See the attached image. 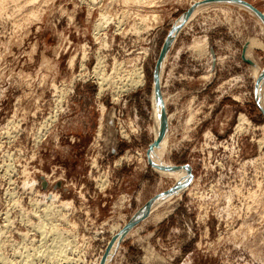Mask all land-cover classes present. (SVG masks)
<instances>
[{"label":"rangeland","instance_id":"374dc122","mask_svg":"<svg viewBox=\"0 0 264 264\" xmlns=\"http://www.w3.org/2000/svg\"><path fill=\"white\" fill-rule=\"evenodd\" d=\"M1 1L0 264H100L111 248L105 264H264V117L242 58L247 41L264 43L257 19L221 1L179 24L208 0ZM241 1L264 14V0ZM171 33L158 85L164 157L189 168L173 191L146 158L152 72ZM249 51L263 67L264 47ZM131 62L144 85L119 91ZM99 73L111 88L99 92ZM239 116L248 121L240 132ZM168 192L170 205L119 239L143 204ZM53 241L65 263L46 254Z\"/></svg>","mask_w":264,"mask_h":264},{"label":"bare ground","instance_id":"6f19581e","mask_svg":"<svg viewBox=\"0 0 264 264\" xmlns=\"http://www.w3.org/2000/svg\"><path fill=\"white\" fill-rule=\"evenodd\" d=\"M1 1V0H0ZM135 1H137V0H135ZM134 0H133V2H135ZM145 1V0H144ZM197 1H200V0H196V1H194L193 3H195V2H197ZM202 1V0H201ZM128 2V1H127ZM138 2H139V0H138ZM146 2H147V0H146ZM145 2V3H146ZM152 2V1H151ZM222 2H225V3H227V4H230V5H233V6H235V7H237V8H239V9H241V10H244V11H246V12H248L249 14H251L255 19H257V21L259 22V24H260V26L262 27V28H264L263 26H264V23H262L255 15H254V13L252 12V11H250V10H248L246 7H244L242 4H238V3H236V2H233V1H230V0H226V1H222ZM0 3H2V1L0 2ZM143 4H144V2H143ZM147 4H150V2L148 3L147 2ZM206 4L207 3H205V4H202L201 6H199L198 8H196V9H194L193 11H192V13L190 14V16L189 17H192L197 11H199V10H201L203 7H205L206 6ZM1 6H2V4H1ZM192 7V6H191ZM191 9V8H190ZM263 14V13H262ZM138 15V14H137ZM264 15V14H263ZM103 16V15H102ZM140 16V15H139ZM147 15H145V17H146ZM151 16H154V15H151ZM148 17H150V16H148ZM184 17H185V15H182V22H180V20H179V24L180 23H183V22H185L186 20H184ZM101 18H104V20H102ZM100 18V21H101V24H96L95 25V30H97V31H99L100 29H101V27H102V25H104V24H106V20H107V17H105V16H103V17H101ZM146 18H144V20H145ZM152 19V18H151ZM188 19V18H187ZM190 19V18H189ZM154 20V19H153ZM150 21V20H149ZM157 22V21H156ZM155 23V22H154ZM178 23V22H177ZM119 24V23H118ZM178 24V25H179ZM151 25V24H150ZM177 25V26H178ZM181 25V24H180ZM152 27V26H151ZM150 28V27H149ZM179 31V30H178ZM173 38V37H172ZM174 41V40H173ZM15 42V41H14ZM13 42V43H14ZM248 43L246 44V46H245V48H244V51H243V56H244V58L245 59H247V60H249L250 61V63H251V66L249 67L250 68V71H251V74H252V76H253V80H255V83H254V92H255V95H256V97H257V103H258V106L263 110V112H264V78H263V76H264V66L263 67H260V65L255 61V60H253V59H251L250 58V51H249V48L251 47V46H263L264 47V43H260V42H258V41H256L255 39H250L249 41H247ZM11 44V43H10ZM13 46V45H12ZM170 46V45H169ZM206 46V43L204 42V41H195L194 43H193V49H194V51L195 52H198L199 54H204L205 52H206V49H204V47ZM206 48V47H205ZM10 49V48H9ZM32 49H33V47H32ZM32 52H33V50H32ZM7 53V52H6ZM7 56V55H6ZM9 56V55H8ZM166 56H167V54L164 56V58H163V61L161 62V64H160V67H159V70H158V74H157V81H158V85H159V81H160V77H161V73H162V70H163V66H164V61H165V59H166ZM249 57V58H248ZM43 60V59H42ZM46 63H47V61H46ZM49 63V62H48ZM130 63V62H129ZM133 63V64H132ZM47 65V64H46ZM42 66H43V64H42ZM49 67V66H48ZM96 67H99V63H97V65H96ZM95 67V68H96ZM119 70V69H118ZM123 72H125L126 74H128V78H126L125 80H123L124 82L123 83H120V87H119V91H123V90H125L126 91V89L128 90V89H132V88H135V87H141V86H143L144 85V75H143V71H142V69L140 68V67H138L136 64H135V62H131V68L130 69H128V73H127V71H123ZM114 75V74H113ZM112 76V75H111ZM115 77H112V79H114ZM110 79V75H108V77L106 76V75H102L101 76V74L99 73L98 74V78H96V80L98 81V85H99V89H100V91L99 92H101V87H105V88H111L110 86H111V81L109 80ZM118 79L120 80V78L118 77ZM124 79V78H123ZM115 80H113L112 81V84H113V88L114 89H118V87H114V84H115V82H114ZM108 83H110V86H109V84ZM107 86H109V87H107ZM115 92H117L118 93V90L117 91H115ZM160 92V91H159ZM151 98H152V115H151V117H152V119H153V124H152V128H151V131H152V134H153V141L156 139V137L160 134V132L162 131V129H163V133H162V136H161V139H160V141H159V143L156 145V146H154V147H152V149L149 151V153H148V155H149V157L154 161V163L153 164H151L152 165V167L153 168H156L160 173H162V174H164V175H166V176H168L171 180H172V183H173V188L175 189V190H178V189H180V188H182L183 186H184V184L186 183V180H187V178H186V174H184V171H182V170H184V169H168V168H164L163 166H170V167H172L168 162H166V160H165V157H164V149L166 148V146H167V136H166V130H165V127H163L162 125L164 124V120H163V118H162V113H161V106L162 105H160L159 104V102H158V100H157V98H156V96L154 95V93L152 92V89H151V96H150ZM165 119H166V117H165ZM248 121L243 117V116H239L238 117V123L236 124V129L240 132L242 129L244 130V125L245 124H248L247 123ZM166 123H167V119H166ZM246 126V125H245ZM247 127H248V125H247ZM8 129H10V128H8ZM235 129V128H234ZM263 129V128H262ZM261 129V130H262ZM264 130V129H263ZM11 132V131H10ZM10 132L8 131V134H9V137H10V135H13V134H10ZM236 132V131H235ZM5 134V133H4ZM12 137V136H11ZM5 153V152H4ZM11 153V152H10ZM5 155H6V153H5ZM12 155V154H11ZM2 156H3V154H2ZM1 156V157H2ZM8 156H10V155H8ZM11 157V156H10ZM3 158H5V157H3ZM2 159V158H1ZM10 159V158H9ZM16 159V158H15ZM14 159V160H15ZM4 159H2V161H3ZM6 160V159H5ZM9 161V160H8ZM11 161H12V159H11ZM5 162V161H4ZM4 162H2V163H4ZM11 164V163H10ZM3 165V164H2ZM6 165V164H5ZM1 166V165H0ZM4 166V165H3ZM6 167V166H5ZM13 169V168H12ZM9 170V169H8ZM5 171V170H4ZM5 173V172H4ZM8 173V172H7ZM10 173H12V171L11 172H9V174ZM4 175V174H3ZM8 175V174H7ZM3 177H5V176H3ZM181 177H184V178H182V179H180ZM180 179V180H179ZM101 182V181H100ZM102 185V184H101ZM176 185H177V189H176ZM171 194H172V192H168V193H162V194H160V195H157V196H160V197H162L163 198V200L164 201H158V202H156V203H154L152 206H150V207H148V208H146V209H144L142 212H140V214H138V216H137V218H136V220L137 219H140V218H144V217H146L150 212H154V211H156V209L158 208V206H160V205H163V204H166L167 206H168V204L170 205L171 204ZM9 196H10V193H9ZM155 197V196H154ZM56 199V194H54V195H50L49 196V200L50 201H47L48 202V204H46V205H44V207L46 208V209H50V208H52L54 205H53V203H54V200ZM170 201V202H169ZM13 202V201H12ZM14 203H15V201H14ZM71 202H69V203H66V205H69ZM32 205V204H31ZM32 206H34V204L32 205ZM35 207V206H34ZM38 207V206H37ZM36 207V208H37ZM54 208V207H53ZM56 209H57V207H55ZM35 209V208H34ZM46 209H43V210H46ZM56 209H54L55 210V212H56ZM59 209V208H58ZM52 210V209H51ZM53 210V211H54ZM60 210V209H59ZM160 210V209H159ZM48 211V210H47ZM46 211V212H47ZM158 211V210H157ZM36 213L38 212V209H37V211H35ZM45 212V214H47ZM49 212V211H48ZM60 212V211H59ZM164 212V211H163ZM157 213H160V211L159 212H157ZM166 213V212H165ZM42 214V213H41ZM156 214V213H155ZM163 214V213H162ZM162 214H159V215H156L155 216V220H162L161 218H162ZM43 215V214H42ZM54 214H50V217L51 216H53ZM56 215V214H55ZM40 216V215H39ZM38 216V217H39ZM44 216V215H43ZM56 216H58V214L56 215ZM59 216H61V215H59ZM41 217V216H40ZM46 217V216H45ZM55 218V217H54ZM44 219V218H43ZM43 219H41V220H43ZM47 219V220H46ZM46 219H44V220H46V221H48V218H46ZM51 219V218H50ZM50 219H49V221H50ZM62 219V218H61ZM44 222V221H43ZM51 222H54V220L53 221H51ZM25 223H27V222H25ZM24 223V224H25ZM42 223V222H41ZM39 224V226L40 225H43V224ZM34 225V224H33ZM37 225V224H36ZM45 226L47 225L46 223L44 224ZM43 225V227H45ZM68 225H70V224H68ZM67 225V226H68ZM72 225H74V224H72ZM71 225V226H72ZM39 226H35V227H39ZM48 226H49V224H48ZM48 226H46V228L47 229H50V228H48ZM52 226V225H51ZM31 227H32V225H31ZM31 227H29V228H31ZM53 227V226H52ZM45 228V229H46ZM55 228V227H54ZM74 228V227H73ZM32 229H34V228H31V230ZM36 230V229H35ZM34 230V231H35ZM42 231V230H41ZM51 232H52V229L50 230ZM49 231V232H50ZM64 231V230H63ZM68 231V230H67ZM36 232V231H35ZM42 232H44V231H42ZM42 232H41V234H39V230L37 231V233L40 235V236H43L42 235ZM46 232V234H47V230L45 231ZM57 232V231H56ZM55 233V232H54ZM54 233H52V234H54ZM68 233V232H67ZM43 234H45V233H43ZM51 234V233H50ZM61 234H62V232H61ZM70 234V233H69ZM1 235L2 234H0V237H1ZM49 235V234H48ZM55 235V234H54ZM53 235V236H54ZM56 235H57V233H56ZM59 235V234H58ZM52 236V235H51ZM52 236V237H53ZM61 236V235H60ZM70 235H68L67 237H65V235H64V238H67L68 239V237H69ZM49 237V236H48ZM51 237V238H52ZM54 237H56L57 238V236H54ZM53 237V238H54ZM63 237V236H62ZM73 236H71V238H72ZM23 238V237H22ZM44 238H46L45 236H44ZM49 239V238H48ZM47 239V240H48ZM59 239H60V237H59ZM63 239V238H62ZM61 239V240H62ZM66 239V240H67ZM22 240H24V239H22ZM30 240V239H29ZM43 240V239H42ZM64 240V239H63ZM73 240V239H72ZM27 241V240H26ZM50 241V240H49ZM52 241V240H51ZM50 241V242H51ZM70 241V240H69ZM68 241V242H69ZM74 241V240H73ZM28 242V241H27ZM44 242H45V240H44ZM47 242V241H46ZM54 242V241H53ZM62 242V241H61ZM41 243H42V241H41ZM52 243V242H51ZM63 243V242H62ZM72 243V242H71ZM43 244V243H42ZM46 244V243H45ZM44 244V245H45ZM54 244V246L53 247H51L50 249H49V251H47V255L49 256V258L50 259H53V260H65L64 259V252L62 251V247H61V245H60V247H59V242H54L53 243ZM64 244H65V242H64ZM67 244V243H66ZM70 244V243H69ZM50 245V244H49ZM48 245V246H49ZM63 245V244H62ZM46 246V245H45ZM66 246V245H65ZM68 246V245H67ZM73 245H69V248L70 247H72ZM50 247V246H49ZM48 247V248H49ZM45 248V247H44ZM47 248V247H46ZM45 248V249H46ZM47 248V249H48ZM64 248H66V247H64ZM73 248V247H72ZM71 248V249H72ZM46 249V250H47ZM71 249H69V250H71ZM73 250V249H72ZM71 250V251H72ZM65 251H66V249H65ZM70 251V252H71ZM39 252V251H38ZM46 252V251H45ZM44 252V253H45ZM67 252H69L68 250H67ZM66 252V253H67ZM73 252V251H72ZM43 253V254H44ZM45 254V255H46ZM39 255L41 256L42 254H40V252H39ZM30 256V255H29ZM47 256V257H48ZM42 257V256H41ZM45 257V256H44ZM46 258V257H45ZM68 258V257H67ZM50 259H49V261H50ZM62 260V261H63ZM68 260H69V258H68ZM1 261V260H0ZM62 261H61V263H62ZM25 262H27L26 260H25ZM24 262V263H25ZM53 262H55V261H53ZM52 262V260H51V263H53ZM64 262V261H63ZM68 261H66V263H67ZM1 263H3V262H1ZM57 263H59V262H57ZM65 263V262H64Z\"/></svg>","mask_w":264,"mask_h":264},{"label":"water","instance_id":"95a60500","mask_svg":"<svg viewBox=\"0 0 264 264\" xmlns=\"http://www.w3.org/2000/svg\"><path fill=\"white\" fill-rule=\"evenodd\" d=\"M221 1H226V0H208L206 1V3H213V2H221ZM230 1H233V2H236L238 4H242L244 7H246L248 10L252 11L254 13V15L262 22L264 23V15L259 12L256 8H254L252 5L244 2V1H241V0H230ZM200 5H194L185 15L184 19L196 8H198ZM172 39V33L169 34V36L167 37V39L165 40L160 52H159V55L155 61V65H154V68H153V72H152V79H151V89H152V92L154 93V95L156 96L158 102L160 105H162V100H161V95H160V92H159V87H158V81H157V74H158V70H159V67H160V64L161 62L163 61V58L166 54V51H167V48L169 46V43ZM242 58L244 59V56H242ZM247 63H250L249 60H245ZM264 78V76H263ZM256 103H257V97H256ZM257 107L258 109L260 110L262 116L264 117V112L263 110L258 106V103H257ZM161 113H162V118L164 120V124L162 125L163 127L166 126V119H165V112H164V109L162 108L161 106ZM163 131V129H162ZM160 132V134L156 137V139L148 145L147 147V150H146V158H147V161L148 163H151L153 164L154 161L149 157L148 153L149 151L152 149V147L156 146L160 139H161V136H162V133L163 132ZM150 164V165H151ZM152 166V165H151ZM164 168H168V169H184L186 172H189V168L185 165V166H163ZM176 189H177V185H176ZM171 191H173V187L172 189H170ZM174 193H172L171 195H173ZM177 194V193H176ZM175 196V195H174ZM164 201L162 197L160 196H156V197H153L151 198L150 200H148L145 204L142 205V207H140V209L133 215L131 221L126 225L125 229L123 230V232L120 234V237L119 239L123 236V234H125L129 228H130V225H132V223H134L136 221V218L138 216V214H140V212H142L144 209L152 206L154 203L158 202V201ZM113 248L109 249L107 251V253L105 254L104 258L102 259L101 263L100 264H105L108 257L110 256V253L112 251Z\"/></svg>","mask_w":264,"mask_h":264}]
</instances>
